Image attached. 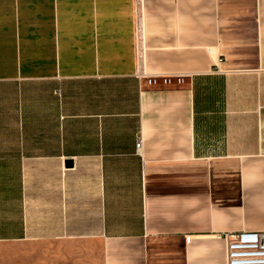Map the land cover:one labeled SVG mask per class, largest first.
Segmentation results:
<instances>
[{"label": "crops", "instance_id": "obj_1", "mask_svg": "<svg viewBox=\"0 0 264 264\" xmlns=\"http://www.w3.org/2000/svg\"><path fill=\"white\" fill-rule=\"evenodd\" d=\"M245 230L264 0H0V264H227Z\"/></svg>", "mask_w": 264, "mask_h": 264}, {"label": "built area", "instance_id": "obj_2", "mask_svg": "<svg viewBox=\"0 0 264 264\" xmlns=\"http://www.w3.org/2000/svg\"><path fill=\"white\" fill-rule=\"evenodd\" d=\"M142 32L139 25L138 35ZM140 80L154 79L146 72L138 74ZM141 140L136 144V150L140 153ZM219 239H223L226 244L227 264H264V231L250 232L243 231L238 233L219 234ZM191 241L186 237V243Z\"/></svg>", "mask_w": 264, "mask_h": 264}]
</instances>
